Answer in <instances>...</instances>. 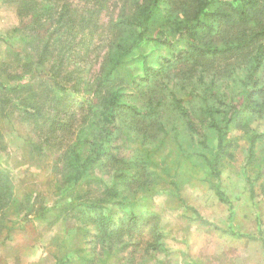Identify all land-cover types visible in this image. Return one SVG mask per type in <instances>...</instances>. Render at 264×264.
<instances>
[{
  "label": "trees",
  "instance_id": "16d2710c",
  "mask_svg": "<svg viewBox=\"0 0 264 264\" xmlns=\"http://www.w3.org/2000/svg\"><path fill=\"white\" fill-rule=\"evenodd\" d=\"M5 1L19 22L0 34L5 240L12 218L65 224V234L79 236V252L56 264H155L168 253L161 218L137 196L149 191L169 142L189 151L182 137L233 209L222 175L238 147L232 132L249 135L245 169L257 168L247 184L264 195V131L253 128L264 126V0ZM7 129L22 139L29 163L49 170L53 203L33 192L18 200L2 164Z\"/></svg>",
  "mask_w": 264,
  "mask_h": 264
},
{
  "label": "rangeland",
  "instance_id": "374dc122",
  "mask_svg": "<svg viewBox=\"0 0 264 264\" xmlns=\"http://www.w3.org/2000/svg\"><path fill=\"white\" fill-rule=\"evenodd\" d=\"M109 15L106 13L102 22L105 23ZM18 25L15 7L0 0V34H7ZM5 52L2 45L0 60ZM256 127L258 132L264 131L263 124L256 122L253 128ZM5 134L8 151L2 164L12 175L18 200H24L28 192H33L34 197L36 194L53 203L54 198H50L47 191L49 170L35 161L28 162V154L17 133L7 129ZM231 136L238 139V147L224 167L222 189L232 201L233 209L219 201L199 160L191 157L194 144L190 138L181 139L188 152L180 153L179 147L169 142L165 149L169 153L156 157L157 177L149 183L148 192L142 191L137 196L139 203L161 218L159 226L164 231L168 253L153 260L155 264H264V195L258 185L255 192L252 191L246 179L249 175L253 178L257 168L245 169L249 135L234 131ZM261 154H257V166L263 162ZM174 173L178 175L175 180L179 181L180 189L171 184L170 175ZM29 204L41 207L35 199ZM12 220L15 222L11 225L12 237L5 240V230L0 233V264H56L58 258L68 257L73 249L79 252V236L65 234V224L50 228L36 221L28 222L33 219ZM49 236H52L51 241ZM32 242L50 244L49 250L35 259L36 262L25 257ZM84 244L82 242L81 250Z\"/></svg>",
  "mask_w": 264,
  "mask_h": 264
},
{
  "label": "crops",
  "instance_id": "0c3cea01",
  "mask_svg": "<svg viewBox=\"0 0 264 264\" xmlns=\"http://www.w3.org/2000/svg\"><path fill=\"white\" fill-rule=\"evenodd\" d=\"M52 236H49V240L51 241ZM55 237V236H54ZM51 243V242H50ZM49 242H43V243H36V242H32V246L30 247V251L26 252V260H30L33 259L35 262L37 258H40V256L43 254V252H46L49 250ZM35 262H31V263H35Z\"/></svg>",
  "mask_w": 264,
  "mask_h": 264
}]
</instances>
